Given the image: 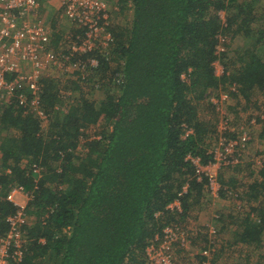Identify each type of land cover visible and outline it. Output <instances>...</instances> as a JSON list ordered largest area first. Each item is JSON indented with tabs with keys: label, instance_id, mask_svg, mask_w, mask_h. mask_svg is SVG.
I'll return each instance as SVG.
<instances>
[{
	"label": "trees",
	"instance_id": "trees-1",
	"mask_svg": "<svg viewBox=\"0 0 264 264\" xmlns=\"http://www.w3.org/2000/svg\"><path fill=\"white\" fill-rule=\"evenodd\" d=\"M118 9V16L129 13L128 23L121 26L110 17V47L72 59L85 63L91 58L96 66L68 76L59 89L43 81L38 106L43 118L28 105L0 107V198L11 187H22L29 197L25 213L33 219L22 228L26 243L19 264H147L146 249L167 227L192 235L191 244L202 237L195 264H213L214 256L236 245L239 255L243 247L249 253L261 250L264 165H251L245 182L236 179L241 161L218 171V197L230 193V200H244L249 207L243 215L240 206L235 208L240 214L235 223L230 216L220 218L221 232L235 224L232 242L219 247L215 237L209 245L203 230L194 234L183 226L190 210L208 195L186 156L205 165L221 134L236 138L240 132L229 114L233 107H227L226 116L209 99L225 94L249 103L258 89L264 102V57L258 54L264 6L260 0H118ZM82 33L74 30L72 38ZM60 34L52 38V48L64 40ZM219 38L227 42L217 55ZM230 41L237 44L232 58ZM217 61L223 65L220 76ZM92 90L102 92L98 109L81 94ZM74 91L79 97L65 110ZM99 123L103 131L84 137ZM260 125L264 139V121ZM186 184L187 193L178 197ZM176 198L181 212L167 210ZM16 209L0 203V236ZM207 249L210 257L202 256ZM262 260L263 252L256 264Z\"/></svg>",
	"mask_w": 264,
	"mask_h": 264
},
{
	"label": "built area",
	"instance_id": "built-area-1",
	"mask_svg": "<svg viewBox=\"0 0 264 264\" xmlns=\"http://www.w3.org/2000/svg\"><path fill=\"white\" fill-rule=\"evenodd\" d=\"M55 3L59 18L66 19L73 31L83 32L76 39L72 38L73 33L63 34L64 40L59 43V50L62 51L51 47L54 29L52 31L45 21L50 15L49 7ZM107 12L105 0H0V107L12 102L28 105L36 117L43 118L38 109L43 81L55 78L51 75L60 76L63 81L72 74L82 72L87 65L96 66V60L91 58L85 63L72 62V59L94 51L102 53L110 47L112 37L106 28L110 19ZM220 16L223 19V15ZM226 42L219 38L217 55L224 53ZM216 63L215 74L219 76L223 70L217 74ZM213 104L217 109V103ZM261 104L264 109V102ZM258 118L260 122L264 121V114L250 118L249 127L256 126ZM225 129L228 130V127ZM249 142L250 134L245 129L236 138H227L223 133L211 145L208 151L211 161L207 164L203 165L200 158L186 156V161L194 169L196 183L203 184L212 199H218L222 188L217 181L218 171L239 164ZM188 188L187 184L184 185L178 197L186 194ZM0 199V203L5 200L17 208L14 215L6 218L7 230L0 236V264H19L23 261L26 243L22 228L29 224V215L25 213L29 197L22 187L16 185L8 190L5 198ZM167 210L181 212L180 200L176 198ZM190 231L195 234L198 229L194 227ZM185 232L182 228H165L161 238L146 249L147 264H174V249L179 246L187 249L191 245ZM206 233L211 245L216 232L210 227ZM209 252L207 249L200 254L210 257Z\"/></svg>",
	"mask_w": 264,
	"mask_h": 264
},
{
	"label": "rangeland",
	"instance_id": "rangeland-1",
	"mask_svg": "<svg viewBox=\"0 0 264 264\" xmlns=\"http://www.w3.org/2000/svg\"><path fill=\"white\" fill-rule=\"evenodd\" d=\"M42 2V0H39ZM105 2L107 3V7H108V12H109V18L111 17V20L113 22H115L114 18L117 17L118 19L116 20L115 23H119L121 26H124L126 23H128V16L129 13L126 11L124 13L123 16H118L117 13H119V9L117 10L118 7V0H105ZM261 4L264 6V0H260ZM56 8V3L53 4V6L49 7V13L50 15L45 18V21L47 25H49V27L52 28V31L54 29L53 32V37L55 35H61L67 33H73V28L70 27L68 21L66 19H61L60 14L58 13L57 10H55ZM57 11V12H56ZM107 12V14H108ZM62 16V15H61ZM53 18V19H50ZM230 44V45H229ZM255 44V43H254ZM229 48L228 51L229 52V57L232 58L235 57V55L232 53L235 51L234 48H237V44L235 41L233 42H229L228 43ZM253 46V45H252ZM61 47V46H60ZM59 44H56V46L53 48L55 51L59 50ZM249 49H251V47H248ZM247 48V49H248ZM59 51H62L61 49ZM258 54L260 55V57H264V42H261L259 47H258ZM221 69L223 70V65L221 61H218L216 63V71L217 74L220 73ZM53 71H56L55 69H53ZM50 74V73H49ZM221 74H219L220 76ZM52 77H55L53 79H45V80H49V81H53L52 85H54L55 87L57 86V89L60 88V84L63 83L65 80L62 81V79L60 78V76L56 77L54 75H51ZM44 80V81H45ZM62 87H64V85H62ZM75 93H73L72 95H70L71 97L68 98V100H66L64 102V106L63 108L68 109V106H71L73 104L76 103V99H78L79 97V92L74 91ZM84 93V92H83ZM82 95H84L85 97H87L89 99V101L91 103H93L94 107L96 109H98V106L100 104V102L103 100V96H102V92L100 90V93L94 92L93 90L89 93H85ZM224 96L222 99L221 97ZM261 93L259 92V90H255L253 91V96L252 99L249 101V103H246V101H244L243 98H240V100L235 101L233 99H231V97L229 98L228 96H226L225 94H221L220 98L217 99H209L212 103L216 102L218 105L217 107V111L218 113H221L223 115L227 114V107H233V110L231 113H229L232 117V122L235 123V127L236 128H240L245 129L246 132L249 131L250 134V142L247 145V147L245 148V152L243 153V157L241 158V163L240 166H242L241 172H240V177L237 176L236 179H240L241 181H244V176L245 173L247 172V170L249 171L252 165V168L254 167L255 169H259L264 165V139H262L260 137V129L262 127V125H260L261 122H259V124L257 123L256 126H254L253 128L249 127L248 122L249 120L247 119V117H252V118H256L259 115L264 114V109L261 106ZM204 102H202V104H207L206 100H203ZM236 102L239 103V105L236 106ZM67 106V107H66ZM212 111V108H209ZM207 114L206 117L209 118L210 113L209 110H206ZM205 111V112H206ZM215 109V112H217ZM204 112V113H205ZM228 115V114H227ZM226 115V116H227ZM206 119V118H205ZM248 120V122H247ZM238 125V126H236ZM104 126L102 125V123H99L97 126H93L90 127L87 130V134L84 137H89V138H95L100 131L104 130ZM239 129V130H240ZM240 130V131H241ZM240 133V132H239ZM238 133V134H239ZM237 134V135H238ZM84 144V140L81 139V141L78 142V146L79 148ZM22 166L26 165V162L23 161L21 163ZM249 165V166H248ZM223 169H221L220 171H222ZM237 190L241 191V187H239ZM230 195V197L232 196V194H228ZM226 195L225 198L223 197L222 199H210V197H208L205 200H201L196 206H194L190 212L187 215V219H185L186 221L184 223L183 229L184 227H186L187 230H190L191 228H194L195 223L196 222V217H198V214L200 213V219H204L207 218V215L205 213H209L210 214V220L212 219L213 215H219L221 213V216H225V217H229L230 216V221H232L233 223H235L234 221L236 219L239 218V215H237L235 208L239 207L237 203H235L232 199L230 200V197ZM18 202H20L19 199H17ZM240 203V202H239ZM242 204V203H240ZM194 217V218H193ZM224 218V217H223ZM221 217V219H223ZM33 219L30 216L29 217V223H32ZM210 222V221H208ZM198 223V224H202ZM233 226H235V224H233ZM196 227V226H195ZM190 228V229H188ZM199 230H201L199 228ZM229 233L226 236V241L227 242H232L233 237V231L231 230H227ZM204 233V231L202 232ZM206 233V232H205ZM225 233V232H224ZM202 236H204L203 234H201ZM192 235L188 236V238L190 239ZM224 239L223 236L221 237H216V240L218 241V243L220 242L221 239ZM191 240V239H190ZM202 247V237H200V235L195 238L193 240V243L185 250L181 249V247H176L174 249V253L173 256L175 257V261L174 264H195L196 263V257L197 254L200 250V248ZM217 249V248H216ZM244 250L241 251V255L238 254L237 249L233 246V249L231 251V249L228 252H225L224 255V259L223 258H219L220 260H223V264H256L257 261V257L260 253H264V248H262L261 250H256L253 251L251 253H249L248 249H245L243 247ZM246 253H249L248 258H246ZM239 257V258H237Z\"/></svg>",
	"mask_w": 264,
	"mask_h": 264
},
{
	"label": "crops",
	"instance_id": "crops-1",
	"mask_svg": "<svg viewBox=\"0 0 264 264\" xmlns=\"http://www.w3.org/2000/svg\"><path fill=\"white\" fill-rule=\"evenodd\" d=\"M250 118H252V117H247V119L249 120ZM248 120H247V122H248ZM258 120V123L260 122V120H259V118L257 119ZM238 176H240V175H238ZM208 194V193H207ZM228 195V194H227ZM208 197H210L209 196V194H208ZM219 198H223V197H218V199ZM210 199H212L211 197H210ZM244 201V200H243ZM243 201H240V203H242V204H240V203H237L238 204V206H240L241 207V210H240V214L241 215H243L246 211H247V208L249 209V207H248V205L245 203V202H243ZM206 215H207V218H204V219H200L199 217H200V213L198 214V217H196V224L195 225H199V226H196V228L197 229H201V231L203 230L204 231V233L211 227L213 230H215V232L217 233L216 235V237H221V236H223L224 237V239L222 238L221 240H220V242H219V247H221V246H226V243H227V241L225 240L226 239V236H227V234L229 233L228 231H222L221 232V230H220V221H221V213L219 214V215H213V217H212V219L210 220V214L209 213H205ZM238 215V214H237ZM208 221H210V222H208ZM201 222H203L202 224L203 225H201V224H198V223H201ZM236 228V226H233V228H231V231L233 230V229H235ZM229 229V228H228ZM202 231V232H203ZM225 232V233H224ZM234 232L235 231H233V235H234ZM234 237V236H233ZM234 239V238H233ZM233 239H232V241H233ZM225 244V245H224ZM235 248L237 249L238 247H237V245L235 246ZM239 249H240V247H239ZM242 249V248H241ZM259 256H260V254H259ZM215 257H217V256H214V260H215V262L213 263V264H223V260H220L219 259V257H217V258H215ZM220 258H223L224 259V256H221ZM237 258H239V257H237ZM262 264H263V260H262V262H261ZM226 264V263H225Z\"/></svg>",
	"mask_w": 264,
	"mask_h": 264
},
{
	"label": "clouds",
	"instance_id": "clouds-1",
	"mask_svg": "<svg viewBox=\"0 0 264 264\" xmlns=\"http://www.w3.org/2000/svg\"><path fill=\"white\" fill-rule=\"evenodd\" d=\"M29 217H30V216H29ZM30 223H31V222H30ZM30 223H29V224H30ZM26 226H27V225H26Z\"/></svg>",
	"mask_w": 264,
	"mask_h": 264
}]
</instances>
